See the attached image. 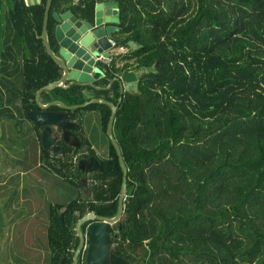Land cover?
Segmentation results:
<instances>
[{
    "label": "trees",
    "instance_id": "1",
    "mask_svg": "<svg viewBox=\"0 0 264 264\" xmlns=\"http://www.w3.org/2000/svg\"><path fill=\"white\" fill-rule=\"evenodd\" d=\"M4 1L0 72L19 100L13 104L18 116L11 99L3 103L4 128L10 136L12 130L27 133L30 123L41 165L79 188L78 198L49 205L47 231L51 264H74L77 222L91 211L107 217L118 211L123 173L106 134L111 108L49 107L78 123L77 151L97 158L102 172L81 171L77 151L58 134L65 157L44 150L42 128L27 113L41 111L36 92L63 75L41 38L47 0H6L8 25L1 24ZM97 1H52L47 33L54 52L53 13L71 10L91 20ZM113 1L119 8L116 43L129 50L110 64L100 62L105 77L96 81L99 88L74 83L41 93L45 104L102 98L118 105L113 135L128 180L123 216L109 225L112 250L128 264H264V0ZM125 71L139 77L122 92L119 80L110 83ZM83 111L99 112L106 158H98L86 138Z\"/></svg>",
    "mask_w": 264,
    "mask_h": 264
},
{
    "label": "water",
    "instance_id": "2",
    "mask_svg": "<svg viewBox=\"0 0 264 264\" xmlns=\"http://www.w3.org/2000/svg\"><path fill=\"white\" fill-rule=\"evenodd\" d=\"M52 1L47 0L46 2L41 38L48 55L62 67L63 75L58 81L47 84L36 92V102L41 111H29L27 115L35 125L42 128V148L47 150L55 143L53 133L58 129L62 131V137L66 143H70V136H74L80 144L79 138L71 132L72 129L78 128V123L69 120L66 112L51 111L49 107L58 105L69 110L83 108L91 103H102L111 108L106 134L116 150L123 173L118 211L114 217L98 215L91 211L77 222L76 231L79 237V245L75 250L73 261L74 264H80V259L82 264H128L125 258L116 255L112 250L109 234V225L119 222L123 216L128 180V168L120 146L113 135V124L118 105L102 98H92L75 106H68L60 100H53L46 104L41 101V93L45 90L57 87L67 88L74 83L96 87L95 82L104 75L100 62H103L102 58L109 55V50L112 48L110 40L113 38V34L119 30L117 26L119 23L118 4L113 0L97 1L91 20L83 19L71 10L55 11L53 16L57 22L55 38L58 52H54L47 33ZM147 70L149 72L155 71L153 67H148ZM138 77L139 75L133 71H125L112 79L110 85L115 80H119L121 90L124 92L128 86H134ZM78 167L85 173L103 171L99 160L94 156L81 159ZM87 222L89 223L87 232H83L82 226Z\"/></svg>",
    "mask_w": 264,
    "mask_h": 264
},
{
    "label": "rangeland",
    "instance_id": "3",
    "mask_svg": "<svg viewBox=\"0 0 264 264\" xmlns=\"http://www.w3.org/2000/svg\"><path fill=\"white\" fill-rule=\"evenodd\" d=\"M9 3L5 0L1 12V24L8 25ZM127 50H129L127 48ZM116 51V50H115ZM112 52L113 54L115 53ZM130 86L129 88H133ZM83 130L98 158H106L109 142L102 131L99 112H82ZM30 123L25 122L29 127ZM16 128V127H15ZM11 130V129H9ZM8 131V128L5 129ZM7 133L8 142L0 146V160L5 161V174L13 175L4 187L2 224H0V264H51L48 240L49 205L67 204L80 196L79 188L56 173L42 166L39 144L30 132ZM12 173V174H11ZM17 182L19 187L17 188ZM84 181V187L87 186ZM84 195H89L86 189ZM34 198L37 209L35 226L26 228L25 223L12 220V208L21 212L26 207L24 199Z\"/></svg>",
    "mask_w": 264,
    "mask_h": 264
},
{
    "label": "crops",
    "instance_id": "4",
    "mask_svg": "<svg viewBox=\"0 0 264 264\" xmlns=\"http://www.w3.org/2000/svg\"><path fill=\"white\" fill-rule=\"evenodd\" d=\"M39 1L40 0H25V2L28 5L39 3ZM112 39L116 40L115 37H113ZM57 52H58V45H57ZM101 69L104 73L103 77H105V69H103L102 67H101ZM4 81L5 80L2 79V74L0 72V146H3V143L8 142L4 138V134L6 131L4 128V118L2 115L3 103L5 102V100L11 99V103H10L11 106L10 107L14 111V114H17V110L14 108L13 104H15V105L19 104V100H18L16 94L14 95V93L8 91V89L13 86V82L8 83V81H5L9 84V88H5ZM129 87L130 86H128V88ZM14 96H16V97H14ZM17 116H18V114H17ZM28 125H29V127H27V129H29V130L27 131V133L30 132V127H31V124H28ZM30 134L33 135V133H30ZM33 137L35 138V136H33ZM5 166H6L5 161L0 160V224H2V214H3V208H4V203H3L4 187L9 182H11V180L13 178V175L10 176V174H5V171H4ZM18 187H19V183L17 182V188ZM23 202H27V205H26V207L23 208V210L21 212L19 211L18 207H16L15 209L12 208L11 211L12 212L15 211L14 214H11L12 220H14V219L19 220L18 223H22V224L25 223L26 228L31 229L29 226H31V227L35 226V218L37 217V209H36V205H35V199L28 197L27 199H24Z\"/></svg>",
    "mask_w": 264,
    "mask_h": 264
},
{
    "label": "flooded vegetation",
    "instance_id": "5",
    "mask_svg": "<svg viewBox=\"0 0 264 264\" xmlns=\"http://www.w3.org/2000/svg\"><path fill=\"white\" fill-rule=\"evenodd\" d=\"M80 1V0H79ZM78 1V2H79ZM77 2V3H78ZM119 28V27H118ZM117 33V32H116ZM116 33H114L113 34V37H115L116 36ZM95 84H96V82H95ZM79 127V126H78ZM78 128H76V129H72L71 130V132L74 134V135H76L78 138H79V140H80V144L78 143V141H77V139L74 137V136H70V143H66L64 140H63V137H62V131L60 130V129H58L57 131H55L54 133H53V136H54V139H55V143L52 145V147H50L49 149L52 151V153L55 155V156H63V157H65V154H64V150H63V148H62V146L61 145H59V144H57V141H58V139H57V134H58V136L60 137V139L68 146V147H71L72 149H71V151H73V153L74 152H76L77 150H79L80 149V146H81V139H80V137H79V135L75 132L76 130H77ZM78 143V144H77ZM92 148H93V146H92ZM87 152V151H86ZM82 152H80V151H77V153L75 154V161L77 162V165H78V163H79V161L81 160V159H83V158H89V157H91V156H87V157H83L82 156ZM77 157V158H76ZM85 173V172H84ZM85 174H87V175H89V174H94V173H85ZM84 181L86 182V179H80V183L82 184V186H84ZM87 184V186H88V182L86 183ZM86 190V189H85ZM82 264V263H81Z\"/></svg>",
    "mask_w": 264,
    "mask_h": 264
},
{
    "label": "built area",
    "instance_id": "6",
    "mask_svg": "<svg viewBox=\"0 0 264 264\" xmlns=\"http://www.w3.org/2000/svg\"><path fill=\"white\" fill-rule=\"evenodd\" d=\"M74 1L75 3H77L79 0H74ZM110 42H111L112 48L109 50V55L107 57L102 58V61L106 64H110L116 56L126 53L128 51L127 48L124 46H117L115 39H111ZM114 51L115 53L113 54L112 52Z\"/></svg>",
    "mask_w": 264,
    "mask_h": 264
}]
</instances>
